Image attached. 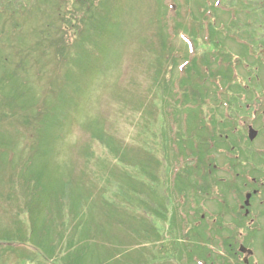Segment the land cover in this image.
Returning <instances> with one entry per match:
<instances>
[{
    "label": "rangeland",
    "instance_id": "374dc122",
    "mask_svg": "<svg viewBox=\"0 0 264 264\" xmlns=\"http://www.w3.org/2000/svg\"><path fill=\"white\" fill-rule=\"evenodd\" d=\"M15 1H22L21 9L7 8L0 13V112L8 113L5 110L9 107L15 111L13 113L15 117L11 121H8L9 118L0 113V151H2L0 152V232L12 233L16 230L15 235H18L19 229V235H22L24 227L18 224L14 230L8 227V222L11 216H15L19 222H24L20 217L21 213L26 212V207L23 208V202L25 203L26 199L22 198V192L24 193L25 186H30L29 184L23 185V178L19 177L18 179L19 174L35 177L39 175L42 177L38 181L39 183L41 181L46 183V178L50 177L54 179V183L56 181L64 183L72 178V175L78 173H81L84 179V172L89 171H93L98 177L100 176L99 173H102L101 177L98 178L100 182L108 180L107 177L113 178L115 182L124 179V167L115 162L119 170L114 168V162L111 161L108 150L100 143L92 141L90 131L88 132L82 127L89 128L90 125L87 126V124L100 120L103 122V130H100L129 149L146 144L150 145V139L153 144H156V141L149 138L150 135L146 133V131L151 133L150 129L154 130L155 128L149 123V117L145 114L146 108L139 109L140 101L144 100L145 107L149 106L151 100H154V106H157L154 89L151 87V90L148 91V87L151 86L150 77H152L148 63L152 55L155 54L152 51H156L158 45L157 42L154 45L150 41L151 47L149 44L146 47V35L157 34L159 31L158 35L161 36V41H164L167 49L177 57L179 68L176 67V71L173 69L172 75L176 85L183 67H180V64L183 63L184 56L187 54L190 58L197 59L199 70L202 71L200 67L206 62L213 64V73L215 70L223 73L221 63L215 60V57L218 56V48H213L211 43L215 40V24L211 20V16L209 17L208 14L203 16V11L207 9V13H212L216 5V17H221L225 27L231 28L233 26L231 19H234L233 22L236 23L233 27L248 24L247 5L253 8L252 3L254 1L260 2L259 0H248L247 2L245 0H98V3H95L98 6L97 9L95 11L93 8L91 9L93 19L89 21L87 26L81 28V30L87 28L89 32L88 38H84L83 35L84 42H79L76 45V43L71 42L76 34L69 33L61 39L54 34L48 38V40L51 39V43L58 42V39L60 42H65L67 44L66 50L69 49L72 52L83 44L87 45L83 56L79 55L77 58L74 53L70 61L67 59V63L58 62L56 65V61L52 59V65L49 58L48 60L35 59V56H39L37 51H40V54L42 52V49H36V47L39 44L43 47L48 40L45 42L38 38L35 42L37 31L33 28L35 26L41 27L49 22L48 30L57 31L56 28L52 27L58 24V17H54L52 21L50 13L51 7L55 8L58 0ZM3 2L4 0H0L1 5ZM62 5L64 6L65 3ZM221 8L227 11L222 12L220 11ZM231 9L234 11L232 12ZM231 14H234V17ZM54 15H56L55 12ZM219 23L220 20H216V28L219 27L217 26ZM56 27L59 28V26ZM219 35L221 36V34ZM156 39L157 35L154 37V40ZM236 45L239 46L230 45V47L226 44L224 46L232 51H237L240 57H244L249 48H245L239 41L236 42ZM45 52L48 56L50 55L49 48H46ZM226 53L230 55L233 52L227 51ZM245 61L251 63L248 58ZM42 63H45L44 67ZM260 69L263 70V66ZM51 75L53 76L50 77ZM263 79L264 74H261L259 79H254V81L259 82L264 87ZM216 84L217 82H215ZM228 85L229 82L225 78L223 89L230 98L228 94L235 92V88L233 86L227 88ZM207 86L208 90L212 89L209 91V95L213 93L214 98V91L216 92L217 88L210 82ZM51 91L52 93H50ZM207 100L206 106L194 110L197 127L200 128H203L205 123L210 121L212 115L216 113L212 110V102L214 106L220 105L216 102V95L214 99L211 98V105L209 99ZM53 103H56V109L62 115L59 114L57 117V115L54 114L53 116L49 113L50 111L46 112ZM27 110H31V112ZM44 112L49 117H44ZM32 113H35V116L40 114V121L42 122L51 118L49 134L52 130L55 138L42 137L39 139V146L36 148L37 154L30 161L27 156L29 147L33 144L32 128H26L24 120L26 119L30 123ZM169 115L168 111H164L165 127L168 130L169 138L172 140L175 135L176 124L173 123ZM182 122L183 120H181ZM145 123L150 127L147 128ZM208 127L209 129L212 128L211 122H208ZM228 138L229 142L232 143L233 138L230 136L225 139ZM157 145L154 146L157 148ZM217 148L218 146L215 145L213 150ZM225 149L228 151L229 148L225 147ZM154 154L155 156L158 155L157 152ZM213 154L216 157L211 156V160H206V162L212 163V175H203L204 169H202L201 173H198L200 176L197 177L208 187H214L213 183L215 182L217 190L215 187V191L210 190L208 201L203 203L204 210L209 204L213 215L210 218L212 222H215L211 226L207 225L208 223L202 224L200 229L192 226L191 231H189L191 237L196 235L198 231H208L212 236L234 246L235 250L242 247L252 251L253 260L251 259L249 264H264V192L261 196L255 197L249 207V218H253L254 215H257L258 218L254 219L251 226H245L246 219L241 216L240 210H238V205L244 199L239 191L244 183V174L239 172L240 177L236 179L234 171L231 170L230 161L228 160L230 165L228 167L222 156ZM159 155V158L163 159V154L160 151ZM205 156L207 155L205 154L203 159ZM132 157H137L136 151L130 154L128 158L131 159ZM167 158V161H163L165 163L163 167L164 177H159L158 184L154 183L153 192L149 196L151 200L159 201V198L166 197L165 184L169 183L170 189L176 175L175 172L187 163L185 162L186 159L185 161L173 159L171 151ZM192 160L193 162L189 163L191 165L194 164V159L192 158ZM105 164L109 166L107 171L103 169ZM228 168L234 176H227L229 178L227 181L222 173ZM136 173L137 175L134 176L138 181L140 191H142L146 186L143 182L144 175L139 170ZM88 175H90L87 177L88 180L96 179L95 176ZM213 177H216L218 181H215ZM188 178L190 181V177ZM230 180L234 181L230 182ZM183 181L186 182L185 179ZM90 182L89 185L93 184V181ZM54 183L51 182L52 186ZM13 186L14 192L12 193L10 188ZM178 187L183 186L179 185ZM117 188L115 186V191L109 194L119 195L120 191ZM246 188L250 189V187ZM96 190L98 188L95 189V192ZM128 193L130 201L127 199L117 204L128 209L124 214L126 220L122 221L113 216L106 218L101 216V213L89 214L87 209L85 210L87 207L85 206L84 210L82 207L81 216L78 215L76 220H71L74 222H71L69 228L60 226L63 231H67L62 235L56 233L58 227L52 224L55 223L56 213H52V215L48 211H46V215H44L45 212L35 213L34 217L38 221H34L37 228L34 242L46 249L50 255L48 259L52 264L53 262L54 264H65L69 261L65 259L66 255H74V260L69 262L78 264H99L102 260L101 255L103 261L105 259L115 261L117 259L114 258L118 255V264H197L203 262L196 259L198 256L202 259L206 257L205 253L200 254L199 252H202L201 249H204V246L208 247L209 242L193 238L192 241L183 242L184 234L188 233V227L192 224L190 221L187 222L184 219L180 221L177 218L174 222H170L172 224L170 227L167 222L158 219L154 214L150 215L149 211L137 205L133 192L129 191ZM218 193L220 199L217 198ZM20 196L22 201H20ZM194 196L195 194H191V197ZM94 201L98 202L93 203L92 213L97 212L102 205L99 199ZM173 204L179 216L184 215L188 210H192V206L196 210H200L202 207L200 203L196 205L189 197L184 209L176 208V206L178 207L177 200ZM228 216L231 223L230 229H227L224 225L225 221L223 222V217ZM50 220L52 223H49ZM145 221H149L148 225L152 228L153 233L150 232ZM77 222L79 223V230L73 231ZM67 224L68 219L64 226ZM114 225L117 226L118 230L109 232L110 226L113 227ZM134 227L135 230H133ZM134 231H139L140 234ZM238 232H241L242 235L239 236ZM82 234L85 236H81ZM169 235L173 239L176 238L178 242L175 241V246L168 242L160 248V244L168 241ZM237 237L238 239H236ZM71 238L73 240L68 242V239ZM74 239L76 248L73 253ZM67 242L68 244L71 242L69 246L71 250L65 249L63 243ZM199 242L203 245L200 246ZM30 245V243L24 246L19 244L20 248L15 249L20 251V255H25L23 259L27 264L32 258V254L27 249ZM228 255H232V251L229 249ZM79 257L82 260H79ZM220 258L229 260L226 253H222ZM235 258L237 261H233V264H242L236 255ZM15 261H18L16 256L0 250V264H13Z\"/></svg>",
    "mask_w": 264,
    "mask_h": 264
},
{
    "label": "trees",
    "instance_id": "16d2710c",
    "mask_svg": "<svg viewBox=\"0 0 264 264\" xmlns=\"http://www.w3.org/2000/svg\"><path fill=\"white\" fill-rule=\"evenodd\" d=\"M88 1L85 0H76L75 5L73 7V10L76 12L74 16L71 15H63L62 18H60V29L57 30L55 33V36H59V39L62 37L65 38V36L68 33V30L73 28H82L84 26H87L89 24V21L93 19V17L85 11H88ZM77 6V7H76ZM68 7V6H67ZM93 8V6H91ZM85 10V11H84ZM208 12V10L203 11V16ZM70 14V12H69ZM214 15V12L212 13V16ZM71 16V17H70ZM75 23V25H74ZM226 28V27H225ZM94 29V28H93ZM85 31L82 33H79L77 31V34H79V39L75 41L76 45L79 42H84L83 40V35L84 38H88V30L87 28H84ZM159 32V31H158ZM156 33H153V35H146L147 37V43L146 47L149 44V47H151V43H155L158 45V49L156 51H152V53H155L152 55V58L149 61L148 68L150 67L151 72H152V77L151 79V86L148 87V91L151 90V87L155 91L154 98L157 99V106H154V100H151V103L149 104L148 107L144 106V101H140V108H146L145 114L149 117V123L150 125H153L155 128L154 130H151L150 132H147V134L150 135L149 138H152L156 141V144H153V142L150 139V145L146 144L143 146H138L134 147L132 149L125 148L122 143H119L118 141H115V139L108 135L106 132L102 131L103 129V122L99 120V122L95 123H89L87 124L90 125L89 128L82 127L86 131H90L89 133L91 134V140L96 141L100 143L105 149L108 150L109 154L113 159H111L113 162H117V164L123 165L125 168L128 167H135L141 172L144 173L145 178H149L151 181H156L158 183V179L156 176L153 174L148 175L146 173H151L153 171H157L159 173L160 167L162 166V163L158 158L155 156V152L159 153V151L163 154V160L168 159L167 155L171 151L173 155V159L179 160V159H187V158H194L196 161V164L191 165L189 163H186L185 166H183V169L181 171H178L179 174H176L175 176V183H174V188L175 185L176 187L183 186L180 189H189L193 185V179L197 176H200L202 169H204V174L208 176L207 174V168L208 166L205 165L206 160L210 159V156L212 155L213 151V142L214 136L212 135V131L208 127V120L203 128L197 127V122L196 118L194 115V110L195 109H200L201 106H206L209 103L211 104V96L209 95L208 86L207 84L210 82L211 85H214L215 87V81L217 80L216 78V72H212V67L213 64L211 63H203L200 68H202V71L199 70V65L197 59L190 58V56L187 54L184 56V61L180 66H183L179 77L177 79V85L172 78L173 75V69L176 71L178 67V59L177 57L173 54V52L169 51L167 49V46H165V42L161 41V36ZM46 37H48L50 34L48 31H45ZM157 35V39L154 40V37ZM151 41V43H150ZM215 41V40H214ZM213 42L212 47L215 48L216 44ZM60 42V40H59ZM62 45V50L58 52L59 56L61 58L65 57L66 55L64 54L65 50L67 48V44L65 42H60ZM87 45L83 44L81 47H77L74 51L76 57L78 58L79 55L83 56L85 47ZM40 46H38L39 49ZM67 51V50H66ZM31 55V54H30ZM29 55V57H30ZM153 70V71H152ZM223 70V73H225ZM216 88V87H215ZM214 98H215V91H214ZM213 98V93H212V99ZM146 99V98H145ZM12 105V104H11ZM24 105V104H22ZM212 105L214 103L212 102ZM49 107V106H48ZM1 110V109H0ZM31 112V110H27ZM50 111L53 116L54 114L58 115L61 114L57 109H56V103L52 104L47 110ZM57 111V113H55ZM164 111L169 112V117L173 121V123L176 124V130H175V135L174 138L171 140L169 138L168 130L165 127L166 126V119L163 116ZM46 112L43 113L44 117H49L48 114H45ZM2 113L5 117H8L9 120H13L15 115L14 110L10 108L8 110V113L0 112ZM32 121L28 123L26 119L24 122L26 123V128H32V135L31 138H33V144L29 147V154L27 158L31 161L34 158V155L37 154V147L39 146L38 142L39 139L42 137H53L55 138V135L52 134V130L50 131L49 134V123L51 121V118L48 120H44L43 122L40 121L41 117L40 114L39 116H35V113H32ZM62 115V114H61ZM42 116V114H41ZM64 116V115H63ZM184 117V119H183ZM57 119V118H56ZM181 120L183 122L181 123ZM101 124V125H100ZM146 124V123H145ZM32 125V126H31ZM147 125V124H146ZM145 125V126H146ZM150 126L147 125V128ZM102 129V130H100ZM146 129V128H145ZM100 130V131H99ZM30 138V139H31ZM35 140V142H34ZM158 143V145H157ZM153 144V147H152ZM157 145V148L155 146ZM126 150H125V149ZM136 151L137 159L133 160V158H128L130 154L134 153ZM214 152V151H213ZM207 155L204 157V155ZM129 159V160H128ZM167 161V160H166ZM129 162V163H128ZM109 166L104 165L103 168H108ZM114 168H117L116 165H114ZM26 173V172H25ZM19 177L25 178L26 176L24 175H19ZM190 177V181L189 178ZM35 179L37 180L35 186H38L40 188L39 191V196L36 198L35 196V201L38 200L37 202L40 204L43 201H48L47 199H50L52 196L57 200V196L65 195L64 191V186H69V184H64L62 182H55L58 185H62L60 190L57 192L55 190V193H52L51 188H55V183L54 179L46 178V183L40 181L42 177H39V175L35 176H27V179ZM25 179V180H27ZM183 179L186 180V182L183 181ZM51 182H53V186ZM178 182V185H177ZM39 183V184H38ZM195 184V183H194ZM64 185V186H63ZM49 186V187H48ZM49 189H48V188ZM58 193V194H57ZM38 195V192H37ZM34 202L33 204H38ZM42 203L40 206H42ZM38 204V205H39ZM159 205V204H158ZM78 207H74L75 210ZM30 215L31 218L33 216L34 220H36V217H34L35 213L38 214V212H42L41 208L31 206ZM195 237L201 238V233L199 232L198 235H195ZM198 240V239H197ZM202 240V239H201ZM172 245H175V243H171ZM202 253H205V250L201 249Z\"/></svg>",
    "mask_w": 264,
    "mask_h": 264
},
{
    "label": "flooded vegetation",
    "instance_id": "af4514ba",
    "mask_svg": "<svg viewBox=\"0 0 264 264\" xmlns=\"http://www.w3.org/2000/svg\"><path fill=\"white\" fill-rule=\"evenodd\" d=\"M261 5L264 6V0ZM259 12L261 24L246 26L241 41L244 46L249 48L244 59L248 58L251 61L250 64L254 65L249 73L250 78H248L250 86H242L241 90L246 91L245 94L233 95L235 99L230 106L236 117L239 115V119H246L239 123L238 133L235 130L232 134L231 150L234 151L231 162L232 171L236 178L240 177L239 172L244 174V178H247L251 185L250 193L256 195L255 197L261 196L264 192V87L254 81L264 74V9L260 8ZM261 66H263V70L260 69ZM249 112H252L251 116H249ZM258 114H261V119ZM250 127L256 132L253 141L248 139Z\"/></svg>",
    "mask_w": 264,
    "mask_h": 264
},
{
    "label": "water",
    "instance_id": "95a60500",
    "mask_svg": "<svg viewBox=\"0 0 264 264\" xmlns=\"http://www.w3.org/2000/svg\"><path fill=\"white\" fill-rule=\"evenodd\" d=\"M241 252H243V253H244L245 251L241 250Z\"/></svg>",
    "mask_w": 264,
    "mask_h": 264
}]
</instances>
